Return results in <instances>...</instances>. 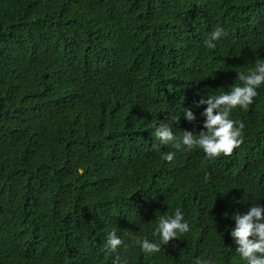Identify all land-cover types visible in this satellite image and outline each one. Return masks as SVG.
Wrapping results in <instances>:
<instances>
[{"label":"trees","instance_id":"obj_1","mask_svg":"<svg viewBox=\"0 0 264 264\" xmlns=\"http://www.w3.org/2000/svg\"><path fill=\"white\" fill-rule=\"evenodd\" d=\"M261 61L264 0H0V264H112L110 231L127 264H245L228 231L264 206V86L232 110L243 142L224 161L160 145L154 125L190 107L173 132L198 134L195 103ZM197 157L220 183L205 194ZM226 186L241 194L213 218ZM177 209L190 232L144 255L134 238Z\"/></svg>","mask_w":264,"mask_h":264},{"label":"clouds","instance_id":"obj_2","mask_svg":"<svg viewBox=\"0 0 264 264\" xmlns=\"http://www.w3.org/2000/svg\"><path fill=\"white\" fill-rule=\"evenodd\" d=\"M227 36L222 27L215 28L204 40V46L208 49H215L217 42ZM230 77L237 86L230 88V91L221 94L203 95L194 105L196 109L206 106L200 112L202 120V130H183L182 134L173 132V125L178 124L181 117L189 123H194L197 116L190 107H185L179 117L171 113L167 122L161 121L154 125V136L160 145H171L178 152L190 151L193 148L201 149L200 153L208 161H224L235 148L243 142L244 124L230 118L233 109H247L253 103V99L258 96L259 88L264 86V61L258 62L254 67L246 72L238 73L236 77ZM195 129V124H194ZM155 146V145H154ZM175 152L162 154L161 159L172 162ZM200 167L192 173L200 182L199 188H206L205 194L209 190L207 182L212 186L220 183L215 180L213 173L208 169L207 164L197 157ZM233 192L232 199H221L217 204L207 211L216 217L218 205H225L236 200L241 191L236 187L226 186ZM246 193V192H244ZM202 194V195H203ZM249 197V194H247ZM250 199V198H249ZM249 201V200H248ZM201 211V210H200ZM203 211H201L202 222ZM232 219L235 226L228 231L236 245L235 251L245 264H264V206L258 202L251 203L244 214H234ZM199 221V220H198ZM198 223V222H197ZM189 221L184 218V214L177 209L173 215L159 216L156 227L153 230L154 240L148 238H134L133 244L138 246L140 251L146 256H152L161 251V247L167 245L174 239H179L183 234L190 232ZM196 225V224H193ZM128 245L117 235L116 231L107 233L104 250L112 256V264H127V259H122L119 254L121 248L127 249ZM195 264H212L211 258L195 259Z\"/></svg>","mask_w":264,"mask_h":264}]
</instances>
